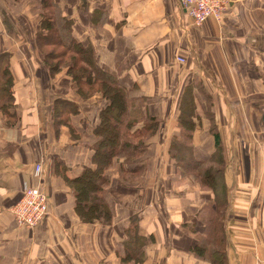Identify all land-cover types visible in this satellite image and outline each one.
I'll list each match as a JSON object with an SVG mask.
<instances>
[{"label": "crops", "instance_id": "1", "mask_svg": "<svg viewBox=\"0 0 264 264\" xmlns=\"http://www.w3.org/2000/svg\"><path fill=\"white\" fill-rule=\"evenodd\" d=\"M222 1V22L210 18L202 25L179 0L55 1L97 64L126 88L136 86L137 97L149 98V113L161 122L148 141L142 178L124 181L116 165L108 172L113 221L106 226L81 222L74 190L57 172L67 170L73 179L91 166L102 97L84 101L65 72L51 76L35 40L39 0H0V53L13 55L20 116L9 128L0 114V264H123L124 233L134 215L140 235L154 237L142 264H264V0ZM187 92L200 114L195 159L207 162L215 152L209 111L224 149L225 238L222 246L212 243L205 260L192 249L207 231L204 212L217 210L215 196L185 177L168 150L180 135ZM58 100L78 107L70 116L75 131L56 125ZM30 187L46 193L50 211L31 230L16 226L11 213Z\"/></svg>", "mask_w": 264, "mask_h": 264}, {"label": "trees", "instance_id": "2", "mask_svg": "<svg viewBox=\"0 0 264 264\" xmlns=\"http://www.w3.org/2000/svg\"><path fill=\"white\" fill-rule=\"evenodd\" d=\"M41 3L40 32L36 36L37 47L44 54V64L50 69L53 78L63 73L77 85V93L84 101L101 95L104 105L100 107L99 125L94 130L98 142L94 145L91 166L83 173L70 179L67 170L57 168L70 183L76 196L75 210L84 224L100 223L112 225L113 215L107 201V189L111 184L108 172L118 166L120 178L134 182L142 178L146 171L145 158L148 141L157 133L160 120L149 113L151 101L147 97H136L138 88H126L114 76L104 71L96 62L91 46L81 43L73 35V22L63 16L56 0H39ZM52 51V55L47 51ZM12 55L0 53V114L6 119V126L14 128L20 116L17 112V99L14 96L15 78L11 69ZM56 63V64H55ZM188 93V94H187ZM180 103L181 112L178 122L181 128L179 137L172 140L169 156L182 170L185 177L192 178L204 190L215 196L217 210L205 211L207 231L192 249L198 259H209V248L222 246L225 238L221 220L222 211L227 203V191L221 187L224 170V152L214 115H206L212 122L211 135L215 136L213 156L207 162H199L194 157V133L200 114L195 112V100L187 92ZM210 106L211 98L206 97ZM142 101L144 103L141 105ZM56 125H68L71 131L70 116L79 112L72 102H56ZM138 106V107H137ZM110 147V150H108ZM58 167V164H57ZM224 189V190H222ZM221 199V201H220ZM140 218L131 217L130 227L125 230L123 242V264H142L145 262V249L154 237L140 235Z\"/></svg>", "mask_w": 264, "mask_h": 264}, {"label": "built area", "instance_id": "3", "mask_svg": "<svg viewBox=\"0 0 264 264\" xmlns=\"http://www.w3.org/2000/svg\"><path fill=\"white\" fill-rule=\"evenodd\" d=\"M179 6L197 25L204 24L210 18L222 22L227 10V3L222 0H179ZM180 63L184 59H179ZM42 169L36 167V175ZM11 213L16 226L25 229H36L44 224L49 215V197L37 187L26 188L22 200L16 204Z\"/></svg>", "mask_w": 264, "mask_h": 264}, {"label": "rangeland", "instance_id": "4", "mask_svg": "<svg viewBox=\"0 0 264 264\" xmlns=\"http://www.w3.org/2000/svg\"><path fill=\"white\" fill-rule=\"evenodd\" d=\"M10 1V0H9ZM11 2H13L14 4H19V3H21V0H11ZM47 53L48 54H50V55H52L51 53H52V51H47ZM53 56V55H52ZM12 57H13V55H12ZM11 60H12V58H11ZM14 63H15V61H13ZM10 64H11V61H10ZM56 64V63H55ZM66 66L67 65H64V66H62L63 68H65V70L63 71V72H67V68H66ZM14 96H15V93H14ZM101 96V95H100ZM97 97V96H96ZM102 97V96H101ZM137 97V96H136ZM16 98V97H15ZM144 103V101H142V103H141V105ZM138 107V106H137ZM108 150H110V147H108ZM135 182V181H134ZM220 201H221V199H220Z\"/></svg>", "mask_w": 264, "mask_h": 264}]
</instances>
